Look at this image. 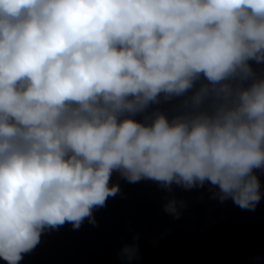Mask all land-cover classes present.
<instances>
[{"label":"clouds","instance_id":"9594fccd","mask_svg":"<svg viewBox=\"0 0 264 264\" xmlns=\"http://www.w3.org/2000/svg\"><path fill=\"white\" fill-rule=\"evenodd\" d=\"M250 60L264 63V0H0V258L18 264L47 228L95 224L114 170L208 182L254 210L264 76ZM198 81L172 119L131 118ZM165 210L179 218L175 201Z\"/></svg>","mask_w":264,"mask_h":264}]
</instances>
